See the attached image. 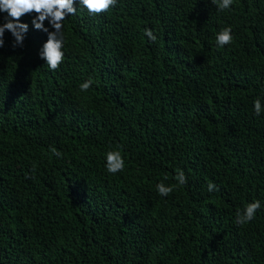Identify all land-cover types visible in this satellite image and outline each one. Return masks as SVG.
<instances>
[{"label":"trees","instance_id":"1","mask_svg":"<svg viewBox=\"0 0 264 264\" xmlns=\"http://www.w3.org/2000/svg\"><path fill=\"white\" fill-rule=\"evenodd\" d=\"M74 7L56 70L35 13L20 18L22 46L3 36L0 264H264V0ZM225 27L233 40L218 48ZM111 150L125 161L115 174Z\"/></svg>","mask_w":264,"mask_h":264},{"label":"clouds","instance_id":"2","mask_svg":"<svg viewBox=\"0 0 264 264\" xmlns=\"http://www.w3.org/2000/svg\"><path fill=\"white\" fill-rule=\"evenodd\" d=\"M75 0H0V12L7 13L5 22L0 24V47L4 44L5 30L11 33L14 38L13 47L23 45L24 34L28 30V24L22 23L20 18L24 15L35 13L31 23L37 30L47 33V40L39 51V56L45 61L49 69L56 70L64 59V37L62 33L63 21L68 15L76 13L74 7ZM117 0H79L91 15H96L107 11L114 6ZM218 10L223 11L231 6L233 0H211ZM47 20L53 31H49L44 25ZM145 35L153 42L157 37L149 28H145ZM233 40L231 28L225 27L216 36V45L218 48L230 44ZM92 78L84 81L80 85L81 91H87L93 84ZM254 111L259 115L262 111V105L259 99L254 102ZM53 155L61 157V152L52 149ZM125 161L120 150H111L106 155V168L109 173L115 174L123 171ZM167 179V177H165ZM178 185H185L187 178L182 170H179L175 176ZM157 191L161 196H168L174 191V186L165 185L163 182L156 185ZM218 190L214 183L208 184V191ZM261 207L258 200L248 203L242 211L236 213V223L245 225L255 218L257 210Z\"/></svg>","mask_w":264,"mask_h":264}]
</instances>
